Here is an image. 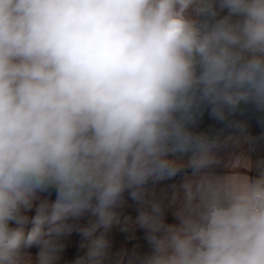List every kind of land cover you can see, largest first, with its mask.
Returning <instances> with one entry per match:
<instances>
[{
    "label": "clouds",
    "instance_id": "obj_1",
    "mask_svg": "<svg viewBox=\"0 0 264 264\" xmlns=\"http://www.w3.org/2000/svg\"><path fill=\"white\" fill-rule=\"evenodd\" d=\"M241 105L264 113V0H0V264H31L34 246L59 264L73 232L111 226L125 191L152 208L129 264H264V159L228 119ZM205 109L239 130L238 154L190 131ZM185 166L168 224L143 186ZM110 248L92 239L87 255L119 264Z\"/></svg>",
    "mask_w": 264,
    "mask_h": 264
},
{
    "label": "crops",
    "instance_id": "obj_2",
    "mask_svg": "<svg viewBox=\"0 0 264 264\" xmlns=\"http://www.w3.org/2000/svg\"><path fill=\"white\" fill-rule=\"evenodd\" d=\"M227 14V9L219 13V17ZM217 17V18H219ZM202 19V18H201ZM231 121L244 122L247 126V132L259 138L254 147L247 144L243 145V150L253 160L264 159V113L255 112L250 106L241 105V111L228 118ZM190 131L195 134H205L217 144V151L221 154L236 153L241 151L235 143V139L240 136L239 130L229 127L227 122H221L212 117L207 109L197 117L194 124L190 125ZM191 153H181L179 151L171 154V157L179 162H186ZM232 167H239L238 162H233ZM254 174V173H253ZM193 170L189 167H182L176 175L163 180H150L143 186L148 194H155V198L160 201L164 213L165 222L168 224H178L176 212L181 208L184 202L183 184L190 179H194ZM38 200L35 205L41 201L47 200L53 202L56 198L55 190L38 193ZM114 219L111 226L105 228L100 226L93 233L92 237H83L78 232H73L65 240L66 247L61 254L59 264H76L78 260L82 264H94V261L87 255L89 245L92 239L101 238L110 242L112 260L119 264H129V261L137 253H143L148 250L145 240L146 229L140 222L141 212L151 213L150 205H141L130 194L125 191L123 203L112 209ZM36 214L35 206L27 213L29 222L25 225V232L29 231L33 225L31 218ZM96 222V217L86 214L78 223L84 227L90 226ZM47 227V225H46ZM31 259V264H37V256L40 251L38 246L27 250Z\"/></svg>",
    "mask_w": 264,
    "mask_h": 264
}]
</instances>
